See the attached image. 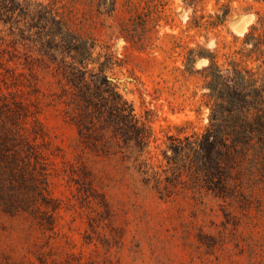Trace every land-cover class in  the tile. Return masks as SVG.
Wrapping results in <instances>:
<instances>
[{"label": "rangeland", "instance_id": "obj_1", "mask_svg": "<svg viewBox=\"0 0 264 264\" xmlns=\"http://www.w3.org/2000/svg\"><path fill=\"white\" fill-rule=\"evenodd\" d=\"M57 1L67 27L94 41L100 61L108 57L105 73L145 123L149 144L134 161L81 141L72 90L40 65L25 68L34 54L0 27L1 109L35 145L51 205L0 213V264H264V190L224 200L179 185L167 195L138 169L141 159L161 160L168 137L206 124L196 71L207 61L187 70V52L211 53L223 66L239 61L243 35L251 26L264 32V0H113L107 14L83 0Z\"/></svg>", "mask_w": 264, "mask_h": 264}, {"label": "trees", "instance_id": "obj_2", "mask_svg": "<svg viewBox=\"0 0 264 264\" xmlns=\"http://www.w3.org/2000/svg\"><path fill=\"white\" fill-rule=\"evenodd\" d=\"M83 1L101 14L114 9L113 0ZM257 23L264 27L263 18ZM0 27L14 44L34 54L24 57L25 68L40 65L72 90L81 141L91 140L93 148L114 156L127 151L128 160L147 153V127L106 75L108 57L100 61V54L94 56V41L67 27L57 0H0ZM123 36L136 43L134 36ZM235 53L239 61L223 66L211 53L187 52V70L196 59L207 61L196 71L205 90L206 124L200 133L168 137L170 143H164L156 164L150 163L151 157L139 160L146 184L167 195L180 185L198 197L205 193L224 200L264 190V32L251 26ZM247 60L258 64L249 67ZM4 112L0 104V213L47 212L51 205L35 145L26 143L15 124L8 126L13 114Z\"/></svg>", "mask_w": 264, "mask_h": 264}]
</instances>
